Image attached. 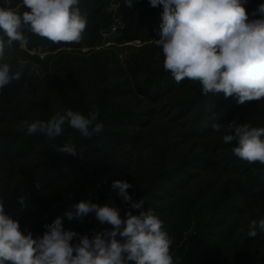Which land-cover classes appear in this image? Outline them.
Masks as SVG:
<instances>
[{
  "label": "rangeland",
  "instance_id": "374dc122",
  "mask_svg": "<svg viewBox=\"0 0 264 264\" xmlns=\"http://www.w3.org/2000/svg\"><path fill=\"white\" fill-rule=\"evenodd\" d=\"M251 1L256 8L264 3V0ZM6 2L5 7L11 9L10 1ZM108 5L112 22L105 25L94 21L100 40L93 47L82 42L77 48L52 52L40 51L42 48L31 50L27 45L21 48L14 42L6 50L4 62L13 69L19 59L27 63L20 81L0 89V138L19 127L21 121H47L65 109L85 116L98 110L99 122L132 113L125 126L117 130L104 125L101 133L91 139L81 137L67 124L54 140L40 133L22 138L14 151L36 138L43 143L38 146L37 154L28 158H16L14 162L0 159V196L4 198L6 213L19 222L25 235L31 233L33 238L42 237L46 224L57 217H66L65 212L75 211L73 205L90 198L99 199L101 203L97 204L101 206L114 205L120 210L121 218L126 219L131 204L124 203L118 190L111 187L113 181L123 180L132 184L127 190L132 200L143 201L141 208L130 212L138 215L140 211L152 209L163 221L164 229L173 240L171 252L175 264H264V233L258 232L252 238L241 232L242 228L247 231L250 221L264 219V192L246 193L243 175L234 176L217 164L199 167L204 158L212 157L213 149L217 154L214 161L233 153V148L227 151L218 146L237 143H224L223 136L232 133L226 126L215 139L212 136L206 141L195 140L183 124L187 123L183 119L185 110L176 116L177 110L170 109L199 96L202 92L199 82L181 92L165 94L157 101L137 91L149 79L170 74L163 67L162 48L153 42L160 37L121 41L126 23L119 11L122 6L129 7L126 0L123 3L109 0ZM153 8L149 0H132V19L142 18ZM12 10L22 14L28 9L20 3ZM9 111L13 112L8 114ZM235 122L262 127L264 102ZM110 131L131 133L132 139L126 144L113 143L105 136ZM69 138L81 156L56 151ZM57 161L65 163L64 172L71 175L70 180L38 193L44 202L56 205L51 211L55 214L51 221L34 202L21 168L39 167L43 174ZM180 169L189 171L191 176L186 182L171 184L167 179L176 177ZM160 186L167 192H156ZM148 191L150 196L143 198ZM57 209L64 210L58 214ZM86 219L82 225L64 229L91 238L94 232L111 227L101 224L94 213ZM78 241L74 238L71 243Z\"/></svg>",
  "mask_w": 264,
  "mask_h": 264
},
{
  "label": "clouds",
  "instance_id": "9594fccd",
  "mask_svg": "<svg viewBox=\"0 0 264 264\" xmlns=\"http://www.w3.org/2000/svg\"><path fill=\"white\" fill-rule=\"evenodd\" d=\"M152 7L163 5L159 39L153 40L164 54L163 67L177 83L185 79L198 81L202 93H223L225 98L235 96L238 104L264 99V3L254 14L261 19L249 20L244 7L247 0H149ZM28 9L22 14L0 7V89L13 81H20L26 61L19 59L15 69L5 61L6 50L18 43H28L25 31L45 38L53 44L79 43L87 27V18L81 13L79 0H22ZM132 7V0H126ZM99 111L87 116L65 109L56 112L47 121H21L19 129L28 135L40 133L54 140L63 133L64 125L91 139L101 133ZM219 123L213 129L220 131ZM232 134L223 136L224 143L237 142L232 151L250 164H264V127H252L235 121L227 124ZM58 153L81 156L71 138L56 149ZM118 190L124 203L141 208L132 200L128 189L132 184L115 180L111 185ZM23 205L24 198H20ZM75 212L64 213L69 220L94 213L101 224L110 225L91 236L65 230L63 218L57 217L42 237L25 235L19 222L5 211L0 196V264H175L171 252L173 243L163 227V221L152 209L133 215L120 216V210L111 204L103 206L81 201L73 205ZM247 237L264 233V219L252 220ZM119 237V239H118ZM74 238L78 244H72Z\"/></svg>",
  "mask_w": 264,
  "mask_h": 264
},
{
  "label": "trees",
  "instance_id": "16d2710c",
  "mask_svg": "<svg viewBox=\"0 0 264 264\" xmlns=\"http://www.w3.org/2000/svg\"><path fill=\"white\" fill-rule=\"evenodd\" d=\"M7 0H0V5L2 7L6 6ZM11 3V9H14L18 6V4L22 3V0H9ZM122 3L125 0H120ZM109 0H79V8L81 13L87 18V27L85 32L83 33V37L80 44L82 42L87 43L89 47H93L98 40L99 31L96 29V24L94 21H102L105 25L111 24V16L107 13V7ZM254 3L251 0H247L244 4L246 12L248 13L249 20L253 19H261L262 17L259 14H254L256 8L252 7ZM6 8V7H5ZM252 9V10H251ZM163 5H158L154 7L151 13L144 15L142 18L138 20L132 19V11L129 8L121 7L120 15H123L122 18L126 23V30L123 31V37L120 39L121 41H132L136 39L146 40L150 37L159 36L160 25L162 23V13H163ZM25 35L28 37L27 46L29 49H40L57 51L62 48H77L79 43L73 44H53L45 38H41L39 36L33 35L29 32ZM154 76V75H153ZM156 78L149 79L144 86L139 87L137 91L144 97L152 100H162L163 95L172 94L174 91H182L185 88H189L191 84H195L198 81H192L189 79H185L180 83H177L173 76L170 74H163L155 76ZM146 89V90H145ZM189 101L184 102L180 106L177 105L171 106L170 109L177 110L176 116H180V112L185 110V114L183 115V119L187 121V123H183L185 127L189 128V135L195 140H210L212 136L214 139L218 136L219 132L213 129V124L219 123L221 128L227 126L228 123L241 118L247 111L250 109H254L256 106L261 105L264 102V99L259 101L247 102L245 104H238L235 96L225 98L223 93L213 94L209 93L204 95L202 92L199 96L188 99ZM179 109V110H178ZM13 111L6 112L2 116H5L7 113L10 114ZM130 114L124 115H116L113 117H109V120H103L101 123L103 126L112 127L117 129L125 126L126 122L130 121ZM264 127V125L262 126ZM128 134V132L123 131H110L105 133L106 139H110L113 143L126 144L129 143V138L132 139V136ZM27 131L24 129L23 131L19 129V127L15 128L12 132L7 134L6 136L0 138V159H6L10 162H14L16 158H28L32 154H37V148L40 146L43 141H39L40 139H35L31 144L26 147H20L18 150L14 147L17 146L18 142L27 136ZM129 140V141H128ZM214 141V140H213ZM219 147H224L225 150H230L237 146V143L234 145H218ZM234 146V147H233ZM216 151H212L211 158H204L202 161V166L199 165L200 168H207L212 166V164H217L219 168L223 171H229V173L236 175H243L245 178L244 190L246 193H254L256 191L264 192V164H260L259 162L250 164L245 160H242L235 156L233 153L231 155H226L222 157L218 161H214V158H217ZM65 163L61 161L55 162L52 166H49L48 169L41 174L39 167H22L21 174L27 179L29 192L39 206V209L42 211L44 216H48L51 221L54 220V215L51 211L52 208L55 207L54 202H44L45 199L40 197L38 193L43 190H48L55 185H60L63 182H67L70 180V176L68 173H65ZM181 174H185V177H179ZM188 172H185L184 169H180L176 172V177H173L175 181H172L173 178L167 179L171 182V184H181L183 182L188 181V177H190ZM188 175V176H186ZM156 192L162 191L167 192L165 189L160 186L155 189ZM150 191L143 195V198H148L150 196ZM157 194V193H156ZM169 194V191H168ZM254 195V194H253ZM155 196V195H154ZM85 201L90 203L97 204L101 201L97 198H90ZM138 203V201H135ZM64 209H57L56 213H61ZM133 210V207H130V211ZM75 212V211H73ZM92 216V213H88L83 217H75L72 220H69L67 217L63 218V227H73L74 225H82V223L86 222V218ZM79 243V241H78ZM75 243V244H78Z\"/></svg>",
  "mask_w": 264,
  "mask_h": 264
},
{
  "label": "built area",
  "instance_id": "2783aa9c",
  "mask_svg": "<svg viewBox=\"0 0 264 264\" xmlns=\"http://www.w3.org/2000/svg\"><path fill=\"white\" fill-rule=\"evenodd\" d=\"M40 51H43V49H40Z\"/></svg>",
  "mask_w": 264,
  "mask_h": 264
}]
</instances>
